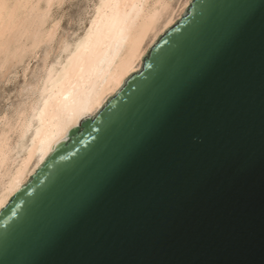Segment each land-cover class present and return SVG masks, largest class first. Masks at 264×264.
Here are the masks:
<instances>
[{"label":"water","instance_id":"water-1","mask_svg":"<svg viewBox=\"0 0 264 264\" xmlns=\"http://www.w3.org/2000/svg\"><path fill=\"white\" fill-rule=\"evenodd\" d=\"M0 264H264V0H190L0 210Z\"/></svg>","mask_w":264,"mask_h":264},{"label":"bare ground","instance_id":"bare-ground-1","mask_svg":"<svg viewBox=\"0 0 264 264\" xmlns=\"http://www.w3.org/2000/svg\"><path fill=\"white\" fill-rule=\"evenodd\" d=\"M55 1L0 0L1 69L51 42L57 22L46 28L45 21ZM189 1L99 0L85 33L73 43L58 41V54L43 63L30 99L14 118H0V210L53 145L140 69L142 56Z\"/></svg>","mask_w":264,"mask_h":264},{"label":"rangeland","instance_id":"rangeland-1","mask_svg":"<svg viewBox=\"0 0 264 264\" xmlns=\"http://www.w3.org/2000/svg\"><path fill=\"white\" fill-rule=\"evenodd\" d=\"M97 1L99 2V0H60L53 3L45 21L46 28L57 22L58 27L51 42L42 43L36 50L34 49L35 51L31 50L33 54L28 51L22 58L12 61L5 68H0V118L4 115L14 118L23 103L30 99L33 85L42 74L43 63L45 60L48 62L53 60L58 54V41L67 39L73 43L85 33ZM176 1L172 0L173 4ZM43 5L44 3L41 2L40 6ZM3 127L1 123L0 130Z\"/></svg>","mask_w":264,"mask_h":264}]
</instances>
